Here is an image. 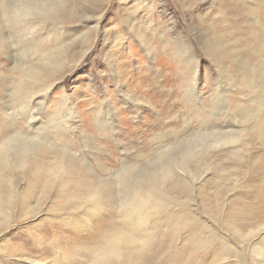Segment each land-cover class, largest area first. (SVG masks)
I'll return each instance as SVG.
<instances>
[{"label":"rangeland","instance_id":"1","mask_svg":"<svg viewBox=\"0 0 264 264\" xmlns=\"http://www.w3.org/2000/svg\"><path fill=\"white\" fill-rule=\"evenodd\" d=\"M24 1L0 0V145L28 134L49 149L11 171L0 264H89L130 227L114 264H264V0H68L61 19L21 23ZM37 64L59 72L48 90L22 80ZM138 188L155 199L132 212Z\"/></svg>","mask_w":264,"mask_h":264},{"label":"bare ground","instance_id":"2","mask_svg":"<svg viewBox=\"0 0 264 264\" xmlns=\"http://www.w3.org/2000/svg\"><path fill=\"white\" fill-rule=\"evenodd\" d=\"M17 2H18V0H17ZM27 2L24 1L20 7L15 8L14 10L11 11V13L14 16V19L20 18L21 23H25V21L28 19V17H32L33 15L35 18H36V16H39L41 20L61 19L60 15H57V14H58L59 10H61V7L62 8L65 7L68 0H28ZM24 3H26V4H24ZM91 18H93V17H91ZM18 21H19V19L17 20V22ZM36 22H34V23H36ZM15 24H19V23H15ZM41 24H44V23L41 22ZM96 24L97 23H95V25ZM34 33H35V31L32 30L29 34H34ZM53 48H54L53 51H50V52L48 51L49 53L46 52L47 54H45V55L42 53V56L44 55L45 60L47 62V64H46L47 67H52V66L58 67L59 64H62L60 62L62 61L61 59L63 58V53H64V49H62L63 47L56 45ZM37 65H38L37 68L32 67V68H28L27 70L23 69L22 70V80L28 81L32 85L39 86L41 89L39 88L38 92H40L41 90H48L51 87L48 84V80L49 79L52 80L55 77V75H57L59 72H57V70H56L55 72H57V73L55 75L53 73H48L47 75L46 74L44 75V72H42L41 68H39L41 65L40 66H39V64H37ZM51 70H55V69L51 68ZM33 91L34 90L32 88V92H30V93L33 94ZM40 140L41 139H37V138L34 139L33 137L29 136L28 134H21V135H13L9 139L7 138V141L4 144L0 145V208L4 207V208H6V211H8L9 209H11V206H13L12 203H15L16 195L19 197L18 192L16 190L17 184H15V182L12 178L11 171H22V170H24L25 167L27 166L28 158H30V156L34 157V155H36V154H39V155L43 154L44 155L45 149H47V148L49 149V146H46L48 144L44 145V143L40 142ZM8 144H9V149H10V147H12V148L16 149L17 151L12 152V153L7 152L8 149L5 147H8ZM61 157L62 156H60L59 158L61 159ZM55 161L56 160L51 162V165H53V167L50 170L51 171L50 174L53 175V178H48L47 183H46V187H45V189H47V190L50 188H53L52 185H54V183H56L58 186L59 183L56 181V179L58 180V178L55 179L54 175L60 173L63 170V168L61 166L62 161L60 163L58 161H56V162ZM171 164H173V163L169 162L168 164H166L165 167L163 169H161V171L158 173V176H157V174L155 176L151 175L152 178H149V179H151L150 183L154 182V181L156 182V180H159V179L169 177V175H170L169 167ZM155 185H157V184L155 183ZM91 197L94 198L93 195ZM133 198L134 199L133 200L131 199L132 201L129 204L131 206L132 212H136V210H140V208L142 209V207L140 205L137 206V203L138 204H145L146 200H147L152 204L154 199H155L152 194L148 193L147 191H145L143 193L142 189H140V188H138V190L134 193ZM151 204H150V207L152 206ZM137 208H139V209H137ZM29 209H31V208H29ZM2 210L0 211V216H3V218L5 220H7L9 218V214H8L9 212L6 213ZM130 228H131V230H128L129 229L128 228V229H126V231L124 230L121 233L115 232L114 237L108 238L105 241V243L103 244V247L101 248V250L99 252H96L91 258H89L87 260V262L89 264H114L118 260L122 259L123 258L122 247L129 246L138 240L136 233H134V231H133L135 229L132 227H130ZM141 241L143 242V245H144L145 240L141 239ZM38 262H40V261H38Z\"/></svg>","mask_w":264,"mask_h":264},{"label":"snow or ice","instance_id":"3","mask_svg":"<svg viewBox=\"0 0 264 264\" xmlns=\"http://www.w3.org/2000/svg\"><path fill=\"white\" fill-rule=\"evenodd\" d=\"M121 2H122V0H115V5H120ZM137 2H140V3H150L151 0H128L126 6H127L128 8H131V7H132V4H133V3H137ZM156 2L159 3V4H161V5H163V6H166V7H168V8H171V4L169 3V0H156ZM115 5H114V6L112 7V9H111V14H112L113 16H114L116 13L122 11V9H121L120 7H116ZM172 14H173V16H175V12H173ZM84 27L87 28V27H90V25H85ZM112 27H113V28H117L118 25L113 24ZM127 31H128V29L125 28V29L122 30V32H113V34H112V36H111L110 39H111L112 41H117V42H118L119 36L122 35V34L125 35V38H128V37L126 36ZM131 39L135 40L136 37L133 36V37H131ZM112 47H116V44H114V43H110V44H109V48H112ZM105 51H107V49H106ZM97 55H99V56L102 57V56H103V53H101L100 50L97 49ZM104 83H105V84H108L107 81H104ZM108 86L111 87V88H113V90H115L113 84H108ZM212 87H213V84H211V85H210V84H207V83L205 84V88L209 89L210 92H211V88H212ZM117 99H118V102L123 103V100L121 99V97H120V93H119V92L117 93ZM8 238H9L8 236H5V237H4V239H8Z\"/></svg>","mask_w":264,"mask_h":264}]
</instances>
